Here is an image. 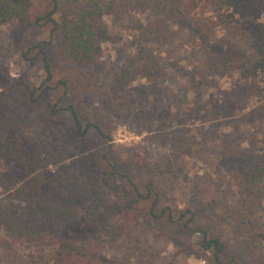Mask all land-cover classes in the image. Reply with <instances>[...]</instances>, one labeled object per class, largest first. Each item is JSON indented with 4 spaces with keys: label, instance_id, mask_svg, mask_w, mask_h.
Segmentation results:
<instances>
[{
    "label": "trees",
    "instance_id": "obj_1",
    "mask_svg": "<svg viewBox=\"0 0 264 264\" xmlns=\"http://www.w3.org/2000/svg\"><path fill=\"white\" fill-rule=\"evenodd\" d=\"M44 1H47L49 8L44 13L34 15L33 20L35 24L50 27L51 39L48 44L51 45L53 37H56L61 46L48 52L42 45H37L31 57L29 52L22 51L21 56L26 61L37 57L41 59L44 78L37 85H21V106L32 108L39 99L55 94L56 99L44 125L66 126L68 116L71 124L67 131L59 134L55 143H35V149L30 152L28 147H23L15 139L1 143L3 159L8 162L18 160L31 179L23 188L16 190L26 200L23 207L16 208L0 201V264H97V252L90 248L98 230L104 229L103 219L117 216L122 222L121 228L137 232L139 211L134 207L148 200H151V204L144 211L148 219L168 225L179 223L185 232L199 236V247L211 255L214 264H243L237 246L227 253L228 243L214 232L218 225L227 227L237 244L243 242L256 263L264 264V228L259 221L264 209V151L249 155L242 148L222 147L214 152L216 158L218 155L217 160L238 168V190L227 191L232 196L237 195L232 200L226 192L220 200L212 198L201 201V194L208 189L191 181L177 162L170 164L162 160L153 165L154 173L150 172L146 163H141L146 172L141 186L116 168L109 159V149L103 153L102 166L97 169L96 165L92 167L87 165V161L84 163L88 174L81 182L73 179L74 166L64 163L69 146L76 144L83 152L90 148L91 129L110 138L101 124L96 122L98 119L83 109V102L89 101L98 81L101 44L109 38L105 19L115 23L127 20L137 29L138 39L132 65L113 79L116 94L110 104L102 107L98 116L102 121L108 114L109 119L121 118L132 110L134 102L128 100V92L142 93L137 105L148 100L149 96L144 95L149 93L148 84L131 85L138 77L150 76L152 88L160 92L159 97L168 95L164 88L156 86L158 78L165 74L161 66L163 57L145 44H162L165 28L170 22L181 23L185 28L201 32L242 22L251 59L238 63L240 76L253 80L258 73H264V22H259V18L264 20V0ZM31 6L30 0H0V26L11 19L27 20ZM205 6L208 7L209 17L203 15ZM142 7H146L150 15L144 23L133 18ZM54 66H58L62 73L56 79ZM208 66L212 68L213 65ZM199 78L191 85L193 93L206 85L205 77L199 75ZM187 94L188 90H185L181 95L184 104ZM158 107L152 105L149 113L155 115ZM141 112L136 119L148 114L145 108ZM16 124L13 113H0V138L14 130ZM185 138V135L180 137L179 147L183 146ZM56 162L60 164L59 167L53 175L46 177L44 169ZM166 172L177 182H192V205L179 211L177 217L170 206H158L163 194L174 184L171 179H167L169 185L164 186L165 181L161 182L159 175ZM116 177L125 179L133 201H126L116 187L109 185ZM48 197L53 200L46 201ZM140 257H129L118 264H147L146 259Z\"/></svg>",
    "mask_w": 264,
    "mask_h": 264
},
{
    "label": "rangeland",
    "instance_id": "obj_2",
    "mask_svg": "<svg viewBox=\"0 0 264 264\" xmlns=\"http://www.w3.org/2000/svg\"><path fill=\"white\" fill-rule=\"evenodd\" d=\"M30 1L32 6L27 20L11 19L0 26V113H13L17 122L14 130L0 138V201L16 208L26 203L16 190L23 188L31 176L21 168L18 160L8 162L3 159L1 143L15 139L23 147H28L30 152L35 149V143H55L59 134L67 131L71 124L68 116L66 126L44 125L56 99L55 94L39 99L32 108L21 106V85H37L44 78L41 59L37 57L26 61L21 56L22 51L29 52L31 57L37 45H42L48 52L61 46L56 37H53L51 45L48 44L50 27L35 24L33 20L34 15L47 11V1ZM205 7L203 15L209 17L208 7ZM145 8H140L133 16L136 21L144 23L150 17V7L148 10ZM104 21L109 29V38L101 44L98 81L89 101L83 102V109L98 119L96 122L110 138L91 129L89 139L92 145L87 151L83 152L76 144L69 146L64 163L74 166L73 179L81 182L87 176L86 161L88 166L96 165V169L102 166L101 157L109 149V159L116 168L138 186L146 177L141 163H146L150 172L154 173L153 165L163 160L170 164L177 162L191 181L208 189L201 194V201L220 200L227 191H237L238 168L217 160L218 155L216 158L214 152L222 147L242 148L249 155L264 151V73H258L253 80L240 76L238 63L251 59L242 22L215 27L210 32L188 29L181 23H167L164 42L160 45L148 42L145 45L163 57L161 66L165 74L158 78L156 86L164 88L168 95L159 97L160 92L153 90L150 76L138 77L131 85L148 84L149 93L144 94L149 96L148 100L137 105L142 93L128 92V100L134 102L132 110L121 118L109 119L108 114L102 121L98 117L102 107L110 104L116 94L113 79L132 65L138 39L137 29L127 20L119 23L111 19ZM259 22L264 20L259 18ZM209 64L213 65L212 68ZM53 68L56 79L62 73L58 66ZM199 75L205 77L206 85L193 93L191 85L200 79ZM185 90H188L186 104L181 97ZM152 105H159L155 115L149 113ZM144 108L148 114L136 119ZM182 135L186 138L183 146L179 147L178 140ZM59 165L56 162L45 168V176L53 175ZM159 176L161 182L165 181L164 186L168 183L167 179L173 180L167 172ZM173 183L158 206H170L177 217L179 211L191 207L193 188L192 182L173 180ZM109 185L116 187L126 201H133L124 178H113ZM227 194L230 200L237 198V195ZM52 200L51 197L46 199ZM150 204L151 200H148L134 207L139 211L137 232L121 228L122 222L117 216L103 219L104 229L98 230L90 248L97 252V264H118L136 256L144 257L147 264H214L211 255L199 247V236L185 232L179 223L168 225L148 219L144 211ZM259 221L264 228V209ZM214 232L228 243L227 253L237 246L243 264H258L243 242L237 244L227 227L218 225Z\"/></svg>",
    "mask_w": 264,
    "mask_h": 264
}]
</instances>
